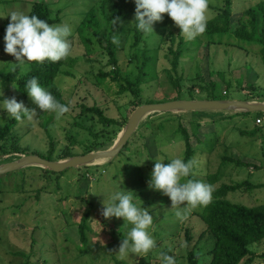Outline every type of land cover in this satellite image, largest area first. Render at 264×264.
Returning a JSON list of instances; mask_svg holds the SVG:
<instances>
[{
  "label": "rangeland",
  "instance_id": "374dc122",
  "mask_svg": "<svg viewBox=\"0 0 264 264\" xmlns=\"http://www.w3.org/2000/svg\"><path fill=\"white\" fill-rule=\"evenodd\" d=\"M31 1L39 0H19L17 2L4 0V3L0 4V26L4 20L10 19L8 15L11 12L26 15L30 11ZM46 1L55 11L62 4L71 7L64 9L62 24H67L71 30L68 37L69 57L75 59L76 63L73 69L68 67L63 69L73 76L61 75L57 80L63 99L74 109L82 102L90 104L95 101L102 102L105 115L111 119L123 121L132 110L131 98L114 94L105 97V93L102 92L104 90L97 84L95 75L100 65L106 64L107 58L104 53H100L101 48L95 43L90 52L86 51V47L82 45L76 32V27L72 24L73 21L68 17L81 11L77 8L81 2L77 0ZM113 1L110 0L108 4V13L112 11ZM119 1L120 5H123L126 0ZM260 1L234 0L235 12L255 6ZM221 2L223 0H208V3L213 6L220 5ZM127 3H129L127 9L129 16L124 18L122 29L115 34V39L118 47L123 49L119 52L120 65L122 64L124 70L137 75L139 68L136 62L132 64L129 62L135 52V49L130 47L133 43L131 29L135 26L132 24L135 4L130 1ZM73 6L76 8L72 9ZM206 15L207 20L213 17L209 10ZM167 24L174 29L178 28L167 14H164L161 21L153 24V32H149L144 37L151 51L159 46V34ZM185 47L186 51L178 68V76L182 77L179 83L182 99L189 100L187 97L189 90L195 92V99H204L203 92L198 86L200 79H204L207 83L210 80L217 81L220 91L224 93L225 83L216 72H222L223 78L232 84V89L229 91L231 95L227 99L244 101L250 99L252 95L246 86L251 83L261 90L259 92L264 93V68L255 53H248L235 45L220 44L208 47L205 43L198 44L191 41L187 42ZM143 48L142 43L139 46V52ZM152 55L153 62L148 66V74L143 77L145 83L142 99L144 101L153 100L156 103L172 101L178 95V90L173 86L169 77L174 75L172 80L175 81L177 75L170 71L168 61L161 49ZM7 57L5 52H0V66L6 65L8 70L14 65L7 62ZM211 71L215 72L213 78L210 77ZM12 85H2L0 93H3L6 98L15 97L18 102H22L30 110L35 109L32 100L29 97H22ZM246 101L260 100L252 98ZM77 114L69 110L59 120L54 114L46 127L47 130L37 112L33 114L32 119L23 118L5 142L3 149L6 154H2V145L0 146V164L17 160L22 156V154L15 153L14 143L26 151L25 155L46 154L50 140L48 134L55 144L56 154L69 148L75 155H85V152L97 140L94 134H100L106 128L99 123L96 116L81 117ZM235 114L228 111H195L179 114L188 121L184 123L188 132L192 134L197 131L199 135L198 138H193L195 152L191 160H194L196 164L192 170L194 174L190 175L208 184V176L220 170L219 181L223 183L250 180L254 184L264 185V169L238 168L231 163L222 164L225 156L239 158L245 162H254L256 157L258 160L262 159L261 149L264 147V139H260L259 136L251 139L241 136L239 132L241 129L250 130L254 126L255 114H244L240 117ZM10 119L12 118H8L7 114L0 110V125H5ZM152 119L154 120L150 124V129H143L141 133L136 135L135 132L132 135L133 144L127 151L120 153L121 155L119 154L120 156L116 157L112 163L94 166L95 168H92L94 175L87 172L88 168L67 169L60 176L52 172L45 175L39 168H30L26 169L28 172L22 173L23 170H21L0 176V264H21L24 259L14 257L12 254L25 250L24 247L27 246L24 252L30 255L29 246L33 238L37 241V245L33 246V249L36 246V253L42 259L57 261L59 264H162L161 253H164L162 251L165 248L172 251L169 256L173 257L178 264H187L185 258L187 251L193 249L195 254L202 255L199 264H209L211 258L208 251L213 247L214 242L208 234L201 240L199 238L205 229L197 214L200 213L201 208L192 209L188 218L180 221L175 216L176 209L171 208L170 199L161 192L150 190L148 187L149 174L153 169L154 160L168 163L172 159H183L184 153V144L177 132L178 116L159 113L154 114ZM160 123H164L166 127L163 131L158 128ZM196 123H201L198 130L195 129ZM212 124L215 125L214 130ZM112 145L109 144L100 150L109 149ZM145 168L147 170H144ZM185 181L184 178L181 179V183ZM218 184L216 183L215 187ZM42 186L46 187V191L37 193ZM120 190L133 192L132 195L138 197L134 199V203L138 207L148 208L150 214L153 215V224L149 231L155 244L147 253L136 255L127 253L118 258L116 253L122 238L103 231L102 223L120 228L125 237L130 227V225L124 226L123 219L115 217L108 220L103 217L99 219L96 214L102 210V201L105 199L107 202L116 191ZM228 199L247 206L264 204V187L251 193H231ZM183 206L177 205L181 208ZM87 212L92 213L88 222V245L84 246L78 237L77 228L81 217ZM35 227L37 228L35 233L24 232L26 235H22L24 230L31 231ZM186 230L193 235L190 245H186ZM85 250H89L91 255L85 254ZM263 252L264 242L257 249L258 254ZM253 264H264V258L256 259Z\"/></svg>",
  "mask_w": 264,
  "mask_h": 264
},
{
  "label": "trees",
  "instance_id": "16d2710c",
  "mask_svg": "<svg viewBox=\"0 0 264 264\" xmlns=\"http://www.w3.org/2000/svg\"><path fill=\"white\" fill-rule=\"evenodd\" d=\"M13 1L17 2L19 0ZM77 1L81 2L77 7L78 9H81V11L68 17L73 21L72 24H74L76 27V32L79 35L82 45L86 47L87 52H90L93 48V44L95 43L101 48L100 53H104L105 57L107 58L106 64L100 65L98 72L95 75L97 84L104 90L102 92L105 93V97L110 94L129 96L131 98L130 105L132 106V110L130 111L129 115L123 119V121H120L117 119H111L105 115V109L102 106V102L95 101L92 104L82 102L77 105L76 109L71 107L69 103L65 102L63 99L62 90L57 84V80L61 75L73 76V74H71L69 71H63V69L66 67L70 69L74 68L76 60L69 56L55 63L50 61H44L42 63L31 62L24 67H13L8 70L6 69V65L4 67L0 66V87L2 85H12L14 83L17 86L15 87L16 92L22 97L28 98L29 96L25 92L24 85L30 78L36 77L40 85L51 92V94L59 103L65 105L68 108V111L71 110L72 112H76V114L78 112L77 116L81 117L89 115L96 116V118L99 120V123L106 129H104L105 131L100 134H94L97 140L85 152V154H88L90 152L104 149L109 144L112 145L117 139L119 132L126 125L129 116L137 107L143 104L156 103L153 100L144 101L142 99V93L144 91L143 84L145 83L143 77L148 74V66L151 62H153L154 58L152 53L154 54V52L157 50L161 49L164 52V56L170 66V71L172 74L177 75L175 81L172 80V78L175 77L174 75H170L169 77L171 78L173 86L178 90V95L174 100H180L183 98L179 85L182 77L178 76V68L181 65L183 54L186 51L185 46L189 41L186 40L183 35H180L181 30L179 28L174 29V27H171L167 24L163 28L164 30L159 34V46L157 49L151 51L150 48H148L144 38L148 33L138 31L134 26L133 29H131L133 43L130 45V47L135 49V52L132 54V57L129 61L130 64L136 62L137 67L139 68V73L134 75L133 72L124 70L122 68V64L120 65L119 52L123 49L119 48L117 43H113V38H116L115 34H117V32L122 29V22L124 18L129 16L127 11L129 8V3L127 2L130 1V3H132L133 0H126L123 5H120L119 0H114L112 6L113 8L111 9L112 11L110 13H108L107 10L110 0ZM31 2L30 11L26 15H36L38 18L45 20L50 25L62 24L64 18L62 14L65 12L64 9L71 8L70 5L67 6L62 4V6L59 7L57 11H55L51 4L46 0ZM1 3H4V0H0V4ZM75 8L73 6L72 9ZM207 10L213 14V17L206 20L205 31L198 35L194 41L191 40V42L198 44L205 43V45L208 47L220 44L235 45L248 53H255L264 68V0H261L255 6H250L239 12H235L234 0H223L220 5L216 6L208 3ZM117 18H119V23H111V19L115 20ZM9 22L10 19L7 21L4 20L0 26L1 53H4L3 43L5 28ZM109 26L111 27L110 29ZM142 43L144 44V48L141 52H139V46ZM7 56V62L15 63L14 57L8 54ZM3 57L5 58V56ZM149 74L154 76L151 72H149ZM214 74L215 72L211 71L210 77L213 78ZM216 74L222 78V81H224L225 91L224 93L223 91H220V86H218V83L215 80H210L207 83L204 79H200V84L198 86L200 91L203 92L204 99L222 100L227 99V97L231 95L229 91L232 89V84L223 78L224 76L222 72H216ZM78 84H80V82ZM246 88L252 95L250 99L246 100L258 98V100L264 101V93L259 92L261 90H259L254 83L248 84ZM3 96L0 95V101L3 100ZM195 96L196 95L194 91H188V99L193 100L195 99ZM4 97L6 98V96ZM35 109L38 117L43 122V126L47 130L46 127L53 119L54 113L51 111L43 112L42 110H39L36 105ZM154 114H151L146 121L140 124L138 130L135 133L136 135L141 133L143 129H150V124H152L154 120L152 119ZM179 114L181 113H167L169 116H178L179 123L177 132L179 133V136L184 144L182 160L186 162L193 157L195 152L193 138H198L199 135L197 131H194L192 134L188 132L184 125V123L188 121L184 119L183 115L179 116ZM244 114L249 115L247 113H236L235 116L240 117ZM254 114V126L250 130L241 129L239 132L241 136L249 137L251 139H255L258 136L260 139H264V115L260 112ZM259 118L263 120V123L261 125H256L255 120ZM20 121L10 119L5 125H0V146L2 145V149L4 148L6 140L9 139L13 130L20 123ZM212 125L214 130L215 125ZM200 126L201 123H196L195 129L198 130ZM158 128L161 131L166 129L164 123H160ZM48 137L50 139L49 149L46 154L39 155L40 157L47 160L59 161L75 156V154H73L69 148L60 152V154H56L55 144L51 140L49 134ZM261 143L263 144V140H261ZM131 144H133L132 138L128 141L121 154L127 151ZM14 146L15 153L22 155L27 154L26 151L22 150L18 145H16V143H14ZM261 150L262 159L260 160H258L256 157L254 162H245L239 158L225 156L223 158L222 164L231 163L238 168L253 167L255 170H263L264 147H262ZM2 154H6L5 149H3ZM85 168H88L87 172L89 174L94 175L92 168L95 167ZM144 170H147V168ZM25 171L26 170H23L22 173ZM43 171L42 174L45 175L49 172L45 170ZM26 172H28V170ZM219 173L220 170L213 175L208 176V184H210L212 187H215L216 183H219L217 187L212 189L210 202L206 206H197L201 208L200 213L197 214L205 226V229L202 231L199 238L201 240L205 235L208 234L214 242L213 247L208 251V255L211 258L209 264H253L256 259L264 258V252L261 254L257 253L258 247L264 242V204L257 206H247L241 203L230 201L228 199V195L239 192L244 194L251 193L256 189L264 187V185L254 184L250 180L226 184L219 181ZM52 174L57 176L61 175V173ZM187 179L196 180L191 175H189V177H184V180ZM45 189L46 187L42 186L41 190H38L37 193L40 194L42 191H46ZM80 199L82 198L80 197ZM89 204L92 206L91 203ZM91 213L87 212L83 214L79 223V227L77 228L78 237L81 244L84 246L88 245V222ZM96 214H98L99 219L103 217L101 212H96ZM101 226L103 231L109 233V235H119L122 239L124 238V233L120 231V228H114L103 223ZM36 230V227L31 231L24 230L22 235H26L24 232H31V234H33L36 232ZM192 240L193 235H190V231L186 230V245H190ZM34 245H37L35 238H33L29 246L30 255H27L24 252L27 249V246L24 247L25 250H20L12 255L14 257L17 256L19 258H23L24 261L21 264H59L57 261H47V259H42L36 253V246L33 249ZM84 252L88 256L91 255L89 250H85ZM162 252L167 255L172 254V251L168 248H165V250ZM201 257L202 255L195 254L193 249L187 251L185 258L187 264H199ZM173 260L174 264H178L175 259Z\"/></svg>",
  "mask_w": 264,
  "mask_h": 264
},
{
  "label": "clouds",
  "instance_id": "9594fccd",
  "mask_svg": "<svg viewBox=\"0 0 264 264\" xmlns=\"http://www.w3.org/2000/svg\"><path fill=\"white\" fill-rule=\"evenodd\" d=\"M135 15L132 24L143 33L153 32V24L163 19L164 14L174 22L181 31L180 35L188 41L202 34L206 28L208 0H133ZM10 22L5 28L4 52L15 59L14 67H24L31 62H58L70 54L68 37L71 30L67 24L50 25L36 15L11 12ZM111 23H119V18ZM113 38V43H116ZM13 88L17 87L13 83ZM25 92L39 110L51 111L59 120L68 108L59 103L47 89L42 87L36 77L30 78L24 85ZM3 96V93H0ZM0 110L8 118L20 121L23 118L32 119L35 109H28L15 97L0 101ZM196 162L184 161L180 158L172 159L168 163L154 160L150 173L148 187L159 191L171 201V208H175V216L183 221L188 218L190 211L197 206H206L211 200L212 186L200 180L181 179L189 177ZM133 192L127 190L116 191L106 202L102 201L101 215L108 220L113 217L123 219L124 226L130 225L126 236L122 239L118 251V258L127 253H147L154 247V240L150 234L153 215L148 208H141L134 203ZM177 205H184L182 208ZM142 257L141 255H137ZM162 264H174L173 257L161 253Z\"/></svg>",
  "mask_w": 264,
  "mask_h": 264
},
{
  "label": "water",
  "instance_id": "95a60500",
  "mask_svg": "<svg viewBox=\"0 0 264 264\" xmlns=\"http://www.w3.org/2000/svg\"><path fill=\"white\" fill-rule=\"evenodd\" d=\"M195 111H228L247 114L264 113V101L180 99L163 103L143 104L132 112L126 125L109 149L94 151L85 155H75L59 161L47 160L35 154L22 155L17 160L0 164V176L30 168H39L59 174L67 169L101 166V162L105 164L112 163L122 152L132 135L138 130L140 124L147 120L151 114Z\"/></svg>",
  "mask_w": 264,
  "mask_h": 264
},
{
  "label": "built area",
  "instance_id": "2783aa9c",
  "mask_svg": "<svg viewBox=\"0 0 264 264\" xmlns=\"http://www.w3.org/2000/svg\"><path fill=\"white\" fill-rule=\"evenodd\" d=\"M255 123H256V125H261L262 123H263V120L262 119H256L255 120Z\"/></svg>",
  "mask_w": 264,
  "mask_h": 264
},
{
  "label": "bare ground",
  "instance_id": "6f19581e",
  "mask_svg": "<svg viewBox=\"0 0 264 264\" xmlns=\"http://www.w3.org/2000/svg\"><path fill=\"white\" fill-rule=\"evenodd\" d=\"M104 163V162H103ZM102 162L100 164H103Z\"/></svg>",
  "mask_w": 264,
  "mask_h": 264
}]
</instances>
